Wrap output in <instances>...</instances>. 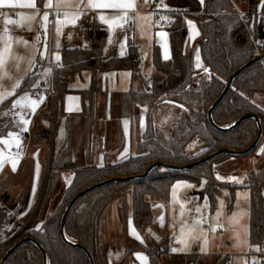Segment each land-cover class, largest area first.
<instances>
[{
  "label": "trees",
  "instance_id": "trees-1",
  "mask_svg": "<svg viewBox=\"0 0 264 264\" xmlns=\"http://www.w3.org/2000/svg\"><path fill=\"white\" fill-rule=\"evenodd\" d=\"M166 4L167 11L172 12V23L165 28L170 39L171 60L163 62L159 47L154 46L152 65L163 78L160 81L152 79L149 91L130 90L122 96V117L136 116L135 108L139 106L148 111L145 127H140L137 133L135 154L123 160H117L112 154L104 152L96 163V154L104 151L98 134V90L94 84L87 89L72 90L64 78L69 74L82 76L88 72L92 80H95L102 73L135 71L140 62L138 46L129 37L127 55L108 58L104 55L107 32L93 24L90 47L63 46L60 49L62 67L55 71L56 94L49 100L43 115L48 125L40 126L38 130L39 141L46 148L42 159L43 173L35 203L24 220L17 221V212L26 211L29 192L26 191L15 199L4 185L0 188V263L11 247L26 237H32L45 251L48 264H90L84 250L68 244L61 236L62 217L75 195L110 179L140 176L157 162L176 166L196 162L198 158L186 154V146L194 140L201 141L206 147L204 156L221 149L244 151L256 140L259 132L256 120L247 119L235 129L219 131L209 122L208 111L220 97L234 72L261 54L264 55V16H261L264 0H246L247 9L243 11V17L238 14V8L232 0H205L203 5L199 0H166ZM186 18L196 22L200 35L198 47L204 64L200 70L194 69L191 55L186 49ZM37 61L32 71L39 74L34 79L41 82V73L47 62L39 57ZM205 68H209L211 74L205 72ZM27 83V79H23L16 96L23 94ZM74 92L81 97V114L86 121L85 161L79 164L72 182L64 189L62 199L53 213L45 218L49 203L62 183V168L71 162L76 149L75 115H69L68 143L56 157L55 137L61 119L66 117L64 99L67 94ZM260 93H264V60L252 63L235 79L227 95L213 112L215 123L227 128L243 116L257 115L263 129L262 144L264 104L255 99ZM16 96L0 105V136L7 130L3 125L2 113L8 111ZM157 101H171L170 104L174 106L183 105V108L177 107L181 115L171 137L157 127L149 112ZM257 149L258 147L247 156L255 154ZM225 157L226 155L216 157L181 172L157 168L145 178L109 183L95 189L79 199L68 214L65 224L67 239L84 245L93 256L95 264H102L99 229L105 208L119 195L125 198L130 192L133 224L143 231L154 223V204L168 203L174 183L180 180L199 186L193 194L198 195L201 201L208 200L214 210L217 197L222 194L214 163ZM238 189H245L250 193L249 243L254 248L251 251H255L264 247V167L250 172L242 184L231 186L229 210L233 209ZM14 203L22 205L17 212L7 208ZM147 240L141 247L148 255L150 264H163V257L167 255L186 264H230L229 258L220 260L217 256L202 255L197 251L187 255L173 254L169 237L159 242L149 238ZM6 264H44L43 253L36 244L28 242L19 247Z\"/></svg>",
  "mask_w": 264,
  "mask_h": 264
},
{
  "label": "rangeland",
  "instance_id": "rangeland-1",
  "mask_svg": "<svg viewBox=\"0 0 264 264\" xmlns=\"http://www.w3.org/2000/svg\"><path fill=\"white\" fill-rule=\"evenodd\" d=\"M152 4H155L157 8L167 10L166 0H162V2L161 0H158L157 3H155V0H148L146 3V10H148V8ZM242 9L243 10L241 11H246V4ZM8 18L9 17L6 16L1 17L4 25H6L5 21L9 20ZM113 19L114 17L113 15H111V17L108 18V21H112ZM37 21L38 26L35 25L33 26V28H31L33 29L31 31L33 32L29 31L24 25H20V22H14L12 30L5 38V40L10 43L24 45L23 43H16L17 40L23 38L24 40L28 41V44H30L29 40L35 42V37L39 34L41 36V43L35 44L36 60L38 57H40V52L38 51V49L42 50V46L44 44H46L48 47V54L46 55L45 59H49L51 44L54 47L53 59L54 54L60 55L59 49L63 46L64 43H69L70 46L75 43L78 47H90V43L85 32L88 27L86 20H84L83 22L86 25L83 29H78L76 26H74L73 28L66 30L65 33L62 30V34H60L59 36L56 35L55 43L53 42V27H51L50 25L48 26L47 35L44 34L43 30L42 33H39L38 28L40 27V24L42 22L40 20ZM107 25L110 33L109 39H111V43H109L108 41L107 47L105 48V54L112 55L111 53H113L115 49L121 51V44L124 45L123 51L125 54L127 52L126 40L128 37H132L135 41V44L139 47V52L141 54L140 73H137V77L141 79L144 84L148 85L147 80H149V78L151 77L152 61L151 51L148 50L147 32L148 30H153L154 26H156V18L153 11H146L145 14L137 15L135 28L132 31H124V26L121 28L118 24H113L111 27H109V24ZM188 29L191 38L194 39V27H191L188 24ZM69 35L71 36V39L68 38ZM122 39H124V41ZM57 40H59L60 43V47L58 49L55 47ZM195 64L196 59L194 60V65ZM48 67H50L49 64L44 67L43 72ZM43 72L41 73V80H48V77H44L42 75ZM71 75L74 78H72L73 81H66L67 83L70 82L71 88L87 87L93 84L92 78L88 72L83 73L82 76H74L73 74ZM161 77L162 75L157 73V75L154 77V80L160 81ZM109 88L110 91L112 89L121 91L129 89L126 75L121 76V81L118 85L115 81H110ZM43 96L45 97L44 94ZM261 96L264 97V93H260L255 99L257 100V102L262 99L263 102H261V104H264V99L261 98ZM49 100L51 99H44V106L34 118L35 121L32 123L30 122L27 125L28 131L21 134L20 143L22 142V144H29L28 150L31 152L38 149V145L42 144V142L39 141L40 132L38 130L41 125V120H43L44 111L47 108V102H49ZM144 108L145 107L141 106L136 108L135 115L138 116V119L143 118V124L145 127V116L148 111H143ZM17 111H19V109H17ZM149 112L151 113L152 119L156 123L158 128L164 131L169 137L174 135L175 123L181 115L179 109L176 106L170 105L169 103H161V101H157L155 107L152 108V110H150ZM15 119H18V117L3 115V125H5L7 130L2 134V136H0V141L7 140L8 143H0V159H2L6 154H14V151L17 150V148L19 149V147L16 146L15 141L8 137L9 131H18V129L14 128L12 125V121ZM85 135V128L82 129V127H80L77 129L75 135V146L78 147L77 150L79 153V157H82V163L83 161H85L82 152L85 145ZM262 144H260V146ZM260 146H258V149ZM258 149L252 156L246 155L237 157L234 161H229L228 163H224L215 167L217 181L222 186V194L217 197L216 207L214 210L211 209L208 200L205 199L201 201L198 195L193 194V191L199 186L186 180H180L175 182L172 187L170 201L168 202L166 208V214H161V216L156 219L155 225H152L142 231L136 228L132 222V199L130 192L125 196V198L122 195H119L105 208L101 216L99 239L100 232H102L106 236V238H110L113 235L118 238V240L115 239L114 241H100V243L103 244L102 264H130V255H132V253L137 250L143 251L141 247L142 243H139L138 241L132 239L130 235L131 227L132 229H135L136 234L140 235L145 240V244L148 241L147 239L149 237H151V241L152 239L154 241H157L159 239L169 237L171 249H185V245L181 242V238H187L188 247L183 251H172L173 254L187 255L194 251H197L202 255H210L213 257L217 256L220 260L229 258L230 264H248L247 256L252 252L251 250L254 249L251 247L248 237L250 197L249 191L245 189H238L236 191L235 200L233 202V209L229 210L228 205L231 203V186L242 184L250 172L258 171L264 167V162L261 164V161L264 159V152H262V154L258 156ZM45 150L46 148L44 147L42 152L43 155ZM205 151L206 147L199 140H194L186 146V154L191 157H196L198 158V160L206 157V155L204 156ZM259 159L261 161H259ZM255 164L256 166H258V164H260L261 166L256 167ZM61 172L62 183L59 184L58 191L53 195L49 203L45 218L53 213L55 207L60 203L62 199L64 189L69 184V178L67 177L66 173L63 171ZM14 174L15 173L11 172L10 166L3 165L2 168H0V185H4L5 189L11 194L12 197L16 199L26 191L28 193V185H23L22 183L24 181H20L19 178L16 179V177L13 176ZM218 177L220 178L218 179ZM233 177H235L237 180L242 181V183H236L231 179ZM221 201H223V204H221ZM21 202L23 205V199L21 200ZM14 204H18L17 208L15 209V211L17 212L22 205L20 203ZM201 205H203V207L201 208V213H193L189 211L190 209H195L196 207H199ZM112 209L118 211V214H116V216L114 215ZM29 211L30 210H28L27 208L25 212H17V221L24 220ZM217 212H219V216H217ZM240 213H243V215L240 216ZM201 214L206 217V222L197 223L196 219ZM116 217L119 218V221L121 223L120 228L118 225H115ZM161 217H163L162 222L160 219ZM161 223H163V226H161ZM40 227L41 224L37 228L39 229ZM224 228L225 230L222 231ZM189 232L191 233V237H195L197 239L189 238ZM205 240L207 241L206 243ZM201 249H204V251H202ZM163 264L186 263L175 261L170 255H167L163 257Z\"/></svg>",
  "mask_w": 264,
  "mask_h": 264
},
{
  "label": "crops",
  "instance_id": "crops-1",
  "mask_svg": "<svg viewBox=\"0 0 264 264\" xmlns=\"http://www.w3.org/2000/svg\"><path fill=\"white\" fill-rule=\"evenodd\" d=\"M232 1L235 4V6L238 8V10H243L242 8H244V6L246 4L245 3L246 0H232ZM85 2H86V0H85ZM100 2H103V0H100ZM133 2L135 3V9L133 11H130L129 15L134 17L135 19L130 20L127 24L124 25V27H123L124 31H126L125 26H127V25H131L130 31L134 30L137 15H142V14H145L146 11L151 12V10L157 9L155 4H152L148 8V10H146V7H147L146 4H142L140 2V0H133ZM157 2H158V0H155V3H157ZM36 3H37V8L40 9L41 13L43 11H46V9L43 8L41 0H36ZM77 3H79V0H72L73 6L68 7V8H64L62 10L69 12L70 14L74 13L77 11V8L75 7V4H77ZM158 9H161V8H158ZM0 10L2 11V17L6 16V17H9L8 18L9 20L12 19V21H14V22H17V23L20 22L21 23L20 25H22V26L24 25L25 27H27V29H29V27L33 28V26H35V25L38 26L37 20H40V19H38L39 17H37L36 21L31 23L32 26L27 24V22L21 21V16L32 15L35 12V9L26 8V7H4V8H0ZM80 11H83V9H80ZM114 11H117V10L87 9V14L81 15L78 19V20L82 19V23L80 24V26H78V20H77L74 25L69 23L66 26H63L62 30L65 33L66 30L73 28L74 26H76L78 29H83L86 26L83 22H84V20H86L88 27H87L85 32H86L87 38L89 40V43L91 44V37H92L91 27L93 24H97L101 29H103L107 32V40H106V43L104 46V55L108 58L124 57L127 55V52H128V38L129 37L126 40L127 41V52L124 55H120L121 51H118L117 49H115V51L113 53H111L112 55L105 54V48L107 47L110 33H109V30L107 27L108 23L101 21L99 17L101 14H103L105 16V18L108 20V18L111 17V15L113 14ZM188 21H192V23L194 25L195 34L192 33L195 36L194 39H192L190 36L189 29H188ZM12 26H13V23L7 24V25H4L3 21H1V23H0V50H3L6 43L11 44V46H12L11 47V53H10V56L8 57V62L6 64V69H5L8 73V76L11 79H6L3 81L4 84L9 86L7 89L9 91L11 90L10 85L12 83H14L16 80H21V78H24L26 71H29V70L32 71L33 70L29 61L32 57H36V50H35V46H33L34 42H32V40H29L30 44H28L27 46L10 43L7 40H5V38L8 36V34L11 32ZM50 26L53 27L51 24H50ZM185 27H186V30L188 32L186 49L188 50L189 54L191 55L194 69L200 70L204 67V64L201 60V57H200V63L202 65V67L196 68V64L194 65V60L196 59V53H197V51L199 52L198 45L200 43V35H199L198 29H197V24L194 20L186 18L185 19ZM5 28H7L6 33H5ZM42 30L43 29H41L40 27L38 28L39 33H42ZM31 32H33V31H31ZM161 33H163L164 35H161ZM147 35H148V50L151 51V61H152L153 48H154V46H158L159 50H160V55H161L162 61L163 62H169L171 60V49H170L169 34H168L167 30L165 28H158L157 26H154L153 30H150V31L148 30ZM53 37H54L53 42L55 43L56 34L54 32V28H53ZM122 40L124 41V39H122ZM63 46H67L70 48L78 47L75 43L72 46H70L69 43H64ZM62 47H60V49ZM80 48H83V47H80ZM60 49H59V53H60ZM53 53H54V47L51 44L49 59H45L47 62V65L50 63L51 57H53ZM165 53H167V55L169 57L168 59H164ZM199 54H200V52H199ZM140 64H141V54H140V62H139V66H138L137 70L132 71V72L131 71H119V72L102 73L95 79V83H94V80H92V83L96 86V88L98 90V99H97L98 131H99L98 134L100 136L101 147L104 148V151H100L96 154V163H98L100 161L104 152L112 154L117 160H123V159L129 157L130 155L135 154V152H136L137 144H138L137 133H138L139 128L141 127V123L143 122V118L138 119L137 116L122 117L121 99H122V96L130 90H134V91H138V92L149 91L151 88V80L154 79V77L157 75V72L154 70V67L152 65L151 77L149 78V80H147L148 85L144 84L143 81L137 77V73L138 72L140 73ZM147 66H148V64H147ZM113 74H115V75H113ZM0 75H2V72H0ZM122 75H126V78L128 80V84H129V89L122 90V91L117 90V89H114V90L112 89L110 91L109 82L115 81L116 84L118 85L121 81ZM162 78H163V76L161 77V79ZM73 79H72V81H73ZM22 81L23 80H21V83H22ZM68 85L70 87V82H68ZM92 85L87 86V87H79V88H71L70 87V88L72 90L77 91V90H81V89L90 88ZM69 97H72L73 99L69 100L68 99ZM261 98L264 99L263 96H261ZM261 102H263L262 99L259 100V103H261ZM164 103H166V102H164ZM170 105H173V104H170ZM43 106H44V104L43 105L41 104L36 109L34 114H30V115L26 116L25 119L30 120L31 123L34 122L35 121L34 118L36 117V115L39 113V111L41 110V108ZM69 108H71L72 110L69 111ZM136 108H138V107H136ZM136 108H135V112H136ZM82 112H83V107H82V101H81L80 95L78 93H75V92L67 94L65 96V99H64V113L66 114V117L61 119L60 124L58 126L57 135L55 137L56 157L59 156V154L62 152V150L66 147V145L68 143L69 124H68L67 116L75 115L74 126H75V135H76L78 128H80V127H82V129L85 128L86 121H85V118L81 114ZM124 121H128L127 130H125ZM40 124H41L40 126H44V127H47V125H48L44 119L41 120ZM143 127H141V128H143ZM34 136H36V135H34ZM21 145H22V142L20 143V146ZM44 147L45 146L43 144H40V145H38V149H36L35 151L31 152L28 150V155L26 158L22 159L19 157L18 162L16 164L15 171H13V169H12V159L17 158L16 154L19 152V149L17 148V150L14 151L15 152L14 154H6L2 158L3 159V165L10 166L11 172L15 173L13 176L16 177V179L19 178L20 181H22V182L23 181L26 182V183L23 182L22 183L23 185L24 184L28 185V192H29V202H28V207H27L28 210H30L35 203L38 185H39L42 173H43V165H42L43 154H42V152H43ZM125 148H127V155L124 158H121V154L124 153ZM28 149H29V147H28ZM77 149H78V147H76L74 154L76 156V161H77V164L79 166V164H83L84 161H83V163L81 162L82 157L81 158L79 157V153H78ZM82 152H83V158H84V149L82 150ZM258 156H260V155H258ZM9 157H10V159H9ZM236 158L229 160V161H234V160H236ZM229 161H227L226 163H228ZM259 161H261V160L259 159ZM263 162H264V159L261 161V164ZM255 166H256V164H255ZM259 166H261V165L258 164V166H256V167H259ZM256 167H255V169H256ZM1 186L2 185H0V188H1ZM167 205H168V203H165V202H158V203L154 204V211H155L156 217H155L153 225H155L156 219L159 218V216H161V214H166ZM112 211H113L115 216H116V214H118L117 210L112 209ZM115 225H118L120 228L121 223H120L118 217H116ZM248 228H249V220H248ZM116 229H117V227H116ZM130 230H131L130 235H131L132 239L138 241L139 243L145 244V240L140 235L136 234V232H135V234L132 233V227L130 228ZM137 236H139V239H137ZM248 237H249V235H248ZM150 238L151 237H149V239ZM115 239L118 240V238L115 237L114 235L111 236L110 238H106V236L102 232H100V241H102V240L114 241ZM161 240L162 239L154 241L152 239V241H154V242H159ZM101 245H103V244H101ZM138 255L147 257L146 264H150L148 255L146 254V252L144 250L143 251H141V250L140 251H138V250L134 251L132 253V255H130L131 256L130 257V264H145V261L140 260L138 258Z\"/></svg>",
  "mask_w": 264,
  "mask_h": 264
},
{
  "label": "snow or ice",
  "instance_id": "snow-or-ice-1",
  "mask_svg": "<svg viewBox=\"0 0 264 264\" xmlns=\"http://www.w3.org/2000/svg\"><path fill=\"white\" fill-rule=\"evenodd\" d=\"M147 2V0H145ZM162 2V0H161ZM205 0H200V3L203 5ZM41 3L43 5V8L46 9V11H43L41 13L40 9L37 8L36 0H0V8L4 7H26L35 9V12L32 15L27 16H21V21L27 22V24L31 25L32 22L36 21L37 17H39L40 21L42 22L40 24V28L43 29V32L45 35H47L48 32V26L51 24L54 28V32L57 36L62 34V28L63 26H66L67 24H75L76 21L79 19L81 15L87 14V9H112L117 10L113 12L114 19L112 21H108L103 14L100 15V20L108 23L109 27H111L113 24H118L121 28L124 26V24H127L130 20H134L135 18L129 15L130 11H133L135 9V3L133 0H103V2H100V0H79V3L75 4V7L77 8V11L74 13H69L66 11H61L64 8L72 7V0H41ZM80 9H83V11H80ZM50 16L52 19L50 20ZM148 19V18H143ZM123 22V23H121ZM14 23L12 20H6L5 24H11ZM189 26L194 27L192 24V21H188ZM31 31V27L28 29ZM7 32V28H5V33ZM161 35H164L161 33ZM71 39V36L68 37ZM16 43H23L25 46L28 45V41L21 38L20 40H17ZM41 43V36L38 34L35 37V44ZM109 43H111V39H109ZM11 44L6 43L3 50H0V72H2V75H0V105H3L5 101H7L9 98L16 96L17 90L21 88V80L27 79L28 83L25 86V90L23 91V94L16 96L15 99L11 101V107L8 109L7 112H3L2 114L4 116H14L18 117V119H15L12 121V125L14 128L18 129V131H9L8 137H10L12 140L15 141L16 146L20 147V137L23 132L28 131L27 125L30 123V120L25 119L26 116L30 114H34L36 109L44 103L45 97L43 94L39 91H36L40 88V81L39 79H34V77H37L39 74L35 71H26L24 78H21V80H16L14 83L10 85L11 90L8 89V85L4 84L3 81L6 79H11L8 76L6 69V64L8 62V57L11 53ZM55 47L58 49L60 47L59 40L56 41ZM124 45L121 44V53L120 55H124L123 51ZM40 52V60H44L46 58V55L48 54V47L46 44L42 46V50L38 49ZM167 53H165L164 59H168ZM61 60V57L59 54H54V62L55 66L62 67V65L59 64V61ZM32 68H35L36 63L38 61L35 57H32L29 61ZM202 65L200 63V54L197 51L196 53V68H201ZM53 68L50 66L48 67L44 72V77H50L52 75ZM205 72H208V69H204ZM115 75V74H113ZM130 75V74H129ZM28 89H31L29 91ZM243 95V93H241ZM69 100L73 99L72 97L68 98ZM166 103H172L171 101H165ZM176 107L183 108V105H175ZM19 109V111H17ZM72 109L69 108V111ZM147 109L144 108L143 111H146ZM186 110V109H185ZM143 122L141 123V127H143ZM124 127L125 130H127L128 127V121H124ZM0 143H8L7 140L0 141ZM262 152H264V149H261ZM127 155V148H125L124 153L121 154V158H124ZM16 159H12V169L15 171L16 164L18 162L19 153L16 154ZM10 159V157H9ZM3 166V159H0V168ZM102 166V165H100ZM220 177H218L219 179ZM236 183H242V181L237 180L235 177L231 178ZM68 183H71V179L68 180ZM221 204H223V201H221ZM203 205L196 207L195 209H190L189 211L193 213H201V208ZM240 216L243 215V213L239 214ZM217 216H219V212H217ZM161 222L163 221V217L160 218ZM235 219V217H234ZM197 223H204L206 222V217H204L202 214L197 217L196 219ZM161 226H163V223H161ZM223 227V226H221ZM132 233L135 234V229H132ZM189 238L197 239L195 237H191V233L189 232ZM137 239H139V236H137ZM181 242L184 243L185 249L188 247L187 244V238L182 237ZM207 241L205 240V243ZM185 249H177L172 248L173 252L177 251H183ZM204 251V249H201ZM260 250V249H258ZM138 258L142 261H147V257L139 256Z\"/></svg>",
  "mask_w": 264,
  "mask_h": 264
},
{
  "label": "water",
  "instance_id": "water-1",
  "mask_svg": "<svg viewBox=\"0 0 264 264\" xmlns=\"http://www.w3.org/2000/svg\"><path fill=\"white\" fill-rule=\"evenodd\" d=\"M261 60H264V55H261V56L255 58L254 60L248 62L247 64H245L244 66L239 68L237 71H235L234 74L232 75V77L230 78L229 82L227 83L225 89L223 90L222 94L220 95V97L213 103V105L211 106V108L208 111L209 122L211 123V125L213 127H215L219 131H229V130L235 129V128L239 127L247 119L252 118V119L256 120V122L258 124V128H259L258 136H257L256 140L254 141V143L248 149H246L244 151H232V150L221 149V150H219L213 154H210V155H208V156H206V157H204V158H202L196 162H193L189 165H184V166H176V165H171V164H167V163L157 162V163L152 164L150 167H148L147 170L140 176H131V177H125V178L110 179V180L95 184L91 187H88L72 198V200L69 202V204H68V206L64 212V215H63L62 220H61V236H62L63 240L65 242H67L68 244L74 246V247H78V248H81L82 250H84L90 259V264H95V260H94L93 256L91 255V253L88 251V249L82 244L73 243V242L69 241L67 239L66 233H65V224H66V219L68 217V214L70 213L72 208L75 206V204L78 202V200L81 199L83 196H85L86 194L94 191L95 189H97L103 185L109 184V183L127 182V181L136 180L139 178H145L157 168H164V169L171 170V171L181 172V171H186V170H188L192 167H195L199 164H202L204 162L210 161L216 157L226 155L225 158H222V159H220L214 163V167H216V166L222 165V164L226 163L227 161L232 160L236 157L246 156L249 153H251L253 150H255L259 146V144L263 138V129L261 126L260 119L258 118L257 115L250 114V115L243 116L240 119H238L232 126L227 127V128H223V127L218 126L215 123V121L213 119V112L218 107V105L223 101V99L227 95L229 89L232 87L235 79L241 73H243L252 63L257 62V61H261ZM208 73L211 74V70L209 68H208ZM261 149H264V140H263V144L258 149V152H257L258 155L262 154ZM77 169H78V164L76 161V156H75V154H73L71 162L69 164H67L66 166H64L62 168V171L66 173L67 177L69 179H71V182H72V180L75 176V171ZM17 206H18V204L8 205L7 208L11 211H14L17 208ZM28 242H33L34 244H36L40 248V250L43 253L44 264H48L47 255H46L45 251L43 250L42 246L38 243V241H36L32 237H26V238L22 239L21 241H19L18 243H16L13 247H11L7 251V253L4 255V257L2 258L0 264H6L8 259L12 256V254L19 247H21L22 245H24L25 243H28Z\"/></svg>",
  "mask_w": 264,
  "mask_h": 264
},
{
  "label": "built area",
  "instance_id": "built-area-1",
  "mask_svg": "<svg viewBox=\"0 0 264 264\" xmlns=\"http://www.w3.org/2000/svg\"><path fill=\"white\" fill-rule=\"evenodd\" d=\"M148 1V0H147ZM140 2L142 4H146L147 2H145V0H140ZM64 11V10H61ZM155 18H156V26L158 28H166L167 26L171 25L172 23V17H171V13L170 11L167 10H163V9H154L152 10ZM182 15L184 14L183 12L181 13ZM238 14L243 17L244 16V12L241 10H238ZM261 16H264V11L261 12ZM1 17H2V11L0 10V23H1ZM52 19V17L50 16V20ZM82 23V19L78 20V26H80V24ZM125 30L126 31H130L131 30V25H127L125 26ZM262 55V54H261ZM260 55V56H261ZM59 64L62 65V62L59 61ZM49 65L53 68L52 71V75L50 77H48V80H43L40 82V88L37 89L36 91L41 92L42 94L45 95L46 99H51L55 96L56 94V90L54 87V78H55V71L61 67H57L55 66V62L53 57H51L50 63ZM73 76L71 74L67 75L64 80L65 81H69L72 80ZM28 146L29 144H22L19 147V157L20 158H26L28 155ZM225 228L222 230L224 231ZM248 264H264V247L260 248V250H255L252 251L251 253L248 254Z\"/></svg>",
  "mask_w": 264,
  "mask_h": 264
}]
</instances>
